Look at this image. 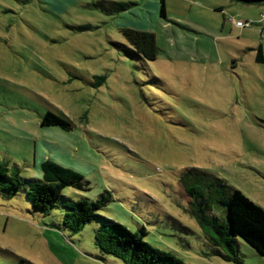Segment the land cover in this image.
Returning a JSON list of instances; mask_svg holds the SVG:
<instances>
[{
  "label": "rangeland",
  "instance_id": "obj_1",
  "mask_svg": "<svg viewBox=\"0 0 264 264\" xmlns=\"http://www.w3.org/2000/svg\"><path fill=\"white\" fill-rule=\"evenodd\" d=\"M159 6L0 0V162L24 181L41 180L44 161L79 174L85 185L63 196L106 195L99 216L143 227L186 264H264L241 240L238 263L212 255L179 182L196 169L218 197L217 180L264 210V4L165 0L163 17ZM126 28L154 33L155 61L125 54ZM46 112L70 128L41 127ZM58 215L0 197V264H121L92 245L103 219L74 235Z\"/></svg>",
  "mask_w": 264,
  "mask_h": 264
},
{
  "label": "trees",
  "instance_id": "obj_2",
  "mask_svg": "<svg viewBox=\"0 0 264 264\" xmlns=\"http://www.w3.org/2000/svg\"><path fill=\"white\" fill-rule=\"evenodd\" d=\"M241 5H261L264 0H230ZM159 16L165 12V0H159ZM116 11H125L128 6L112 4ZM121 33L131 49L125 54L146 61H155L158 53L153 32L137 29H122ZM261 58L260 47L257 48L256 60ZM102 80V78H100ZM41 127L70 128L69 123L52 112H46L41 120ZM42 179L24 181L16 167H9L0 162V197L4 199L19 198L25 202L32 213L44 217L59 212L58 226L71 234L82 232L84 227L97 219H103L92 232V245L100 253L114 258L121 264H186L168 252L161 251L146 241L143 227L131 232L125 226L107 220L98 215L106 202V195H99L95 201L82 199L73 201L63 196L66 187L81 189L85 184L79 174L44 161L41 163ZM209 178L193 169L182 173L179 182L185 194L190 198L189 214L199 226L202 234L212 246V255L226 261L236 260L238 240L247 244L256 254L264 258V210L239 190L226 186L217 180L224 196L212 193ZM219 184V185H218ZM225 192H228L225 194ZM55 226V224H54ZM16 264H28L19 259Z\"/></svg>",
  "mask_w": 264,
  "mask_h": 264
},
{
  "label": "built area",
  "instance_id": "obj_3",
  "mask_svg": "<svg viewBox=\"0 0 264 264\" xmlns=\"http://www.w3.org/2000/svg\"><path fill=\"white\" fill-rule=\"evenodd\" d=\"M236 26H238V27H244V26H248V24H247V23H243V22H239V21H237V22H236Z\"/></svg>",
  "mask_w": 264,
  "mask_h": 264
},
{
  "label": "crops",
  "instance_id": "obj_4",
  "mask_svg": "<svg viewBox=\"0 0 264 264\" xmlns=\"http://www.w3.org/2000/svg\"><path fill=\"white\" fill-rule=\"evenodd\" d=\"M228 2H231L230 0H227ZM225 4V3H224ZM227 4V3H226ZM214 7H216L215 9H221L223 6L219 5H215ZM147 31V30H146ZM261 50V48H260ZM262 53V52H261ZM262 56V55H261Z\"/></svg>",
  "mask_w": 264,
  "mask_h": 264
}]
</instances>
